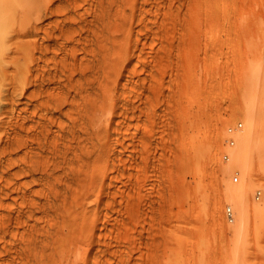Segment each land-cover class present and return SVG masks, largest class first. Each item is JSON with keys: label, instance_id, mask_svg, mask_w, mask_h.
<instances>
[{"label": "rangeland", "instance_id": "obj_1", "mask_svg": "<svg viewBox=\"0 0 264 264\" xmlns=\"http://www.w3.org/2000/svg\"><path fill=\"white\" fill-rule=\"evenodd\" d=\"M21 2L0 26L3 264H264V0Z\"/></svg>", "mask_w": 264, "mask_h": 264}, {"label": "bare ground", "instance_id": "obj_2", "mask_svg": "<svg viewBox=\"0 0 264 264\" xmlns=\"http://www.w3.org/2000/svg\"><path fill=\"white\" fill-rule=\"evenodd\" d=\"M21 1H23V0H0V26H1V28L3 27V21H5V18H4V15L2 16V14L3 13H10L11 15L13 14H17L18 15V13H17V11L20 13V11L18 10V5H19V3L21 2ZM25 1V0H24ZM35 0H31V2H32V5H33V2H34ZM40 1H42V0H40ZM208 1V0H207ZM212 1V0H211ZM28 2H30V1H28ZM27 2V3H28ZM39 2V1H38ZM219 2V1H218ZM24 3V2H23ZM40 3V2H39ZM21 4H22V2H21ZM20 4V5H21ZM35 4V3H34ZM41 4V3H40ZM216 4V3H215ZM39 5V4H38ZM27 6H29V4L27 5ZM35 6V5H34ZM41 6V5H40ZM31 7V6H30ZM29 7V8H30ZM33 7V6H32ZM213 7H214V4H213ZM35 8V7H34ZM20 9V8H19ZM22 11H21V13L23 14L24 13V10L26 9V8H23L22 7ZM28 9V8H27ZM33 9V8H32ZM32 9H30L31 10V12H32ZM38 9H40V7L38 8ZM216 9V8H215ZM33 10H35V9H33ZM37 11V10H36ZM209 11V10H208ZM211 11V10H210ZM214 12H215V10H213ZM38 12V11H37ZM20 13V14H21ZM30 13V12H29ZM28 13V14H29ZM33 13H34V11H33ZM36 13V12H35ZM209 13V12H208ZM25 14H27V11L25 12ZM212 15H215V14H213L212 13ZM223 15V14H222ZM16 16V15H15ZM20 16V15H19ZM19 16H17V18L19 17ZM23 15H21V17H22ZM209 16V15H208ZM7 17V16H6ZM23 17H25V16H23ZM213 17V16H212ZM222 17V16H221ZM220 17V18H221ZM227 17H228V15H227ZM11 18V17H10ZM13 18H15L14 16H12V19H11V21L12 20H15V19H13ZM20 18V17H19ZM25 18H27V16L25 17ZM24 18V19H25ZM214 18V17H213ZM219 18V17H218ZM8 19H9V16H8ZM27 19H29V18H27ZM212 19V18H211ZM222 19H223V17H222ZM17 20V19H16ZM20 20H21V18H20ZM22 20H23V18H22ZM224 20H225V18H224ZM223 20V21H224ZM9 21V20H8ZM215 21V20H214ZM17 21H15L14 23H16ZM23 22H25V20L24 21H22L21 23H23ZM11 23V22H10ZM13 23V22H12ZM13 23V24H14ZM215 23V22H214ZM223 22H221V24H222ZM226 23H227V18H226ZM225 23V24H226ZM229 23H230V21H229ZM9 24V23H8ZM7 24V25H8ZM12 25V24H11ZM226 26V25H225ZM8 27H10V26H8ZM6 28V26L4 27V29ZM6 30V29H5ZM5 30L3 31L4 33H5ZM8 30V29H7ZM2 32V31H1ZM7 34V32L5 33V35ZM1 35V34H0ZM3 36H4V34H2ZM8 35V34H7ZM5 37V36H4ZM7 37V36H6ZM1 38V37H0ZM8 38V40H10L9 39V37H7ZM7 38H5L6 40V42H8L7 41ZM2 39V38H1ZM3 40V39H2ZM1 42H3V41H1ZM5 42H3V43H1V44H4ZM7 44V43H6ZM5 47V46H4ZM2 49H4V48H1V50ZM249 118V117H248ZM254 121V118L252 117H250V119H248V124H249V126H248V128L243 132V135H242V133H241V137H239V139H240V142L238 143L239 145H237V147L234 149V150H232L231 151V154H232V161H231V163H230V165H229V168L231 169V167H233V166H238V167H240L242 170H243V176H244V181H245V174H246V172H247V168H248V165H249V163H250V153H251V150H252V148H253V145H254V142H255V137H256V135L254 134V129L252 128V127H254V126H252L253 124H252V122ZM256 123V122H255ZM254 123V124H255ZM256 126V125H255ZM257 130V129H256ZM255 132H257V131H255ZM238 134V133H237ZM240 135V134H239ZM252 154V153H251ZM1 160V159H0ZM2 162V161H1ZM1 162H0V264H3L4 262H3V255H4V250H3V241H5V240H3L5 237V235H4V232H6L5 230H4V225H6V222L4 223V221H6L5 220V218H6V216H5V214H4V187H5V185H4V172H3V164H1ZM5 169V168H4ZM4 173V174H3ZM243 179V178H242ZM225 194H226V196L228 197V198H230V199H232L233 201H234V203H235V208H237V210H236V212L237 213H239V217L241 218V219H239V220H246L247 219V217H248V214H249V208H248V205H247V195H248V185L246 184V182H243V183H241V184H238V185H235V184H229V186L227 187V189H226V191H225ZM238 217V216H237ZM237 219V218H236ZM246 222V221H245ZM245 222H243V223H245ZM242 223V221L240 222V224ZM244 225V224H243ZM243 225L242 226H240L241 227V229H242V227H243ZM239 227V226H238ZM239 227V228H240ZM241 231V230H240Z\"/></svg>", "mask_w": 264, "mask_h": 264}, {"label": "built area", "instance_id": "obj_3", "mask_svg": "<svg viewBox=\"0 0 264 264\" xmlns=\"http://www.w3.org/2000/svg\"><path fill=\"white\" fill-rule=\"evenodd\" d=\"M242 128V123H238L236 125H232L228 127V132L230 134L229 138H228V142L231 146L235 145L236 143V137L235 134L238 133V131ZM225 158L229 159V154H225ZM236 179H238V176H235ZM231 211V209H230Z\"/></svg>", "mask_w": 264, "mask_h": 264}]
</instances>
